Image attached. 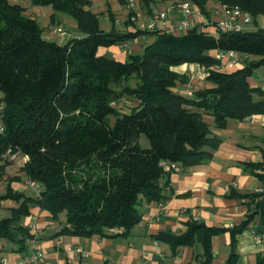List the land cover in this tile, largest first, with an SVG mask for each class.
<instances>
[{"label":"trees","instance_id":"trees-1","mask_svg":"<svg viewBox=\"0 0 264 264\" xmlns=\"http://www.w3.org/2000/svg\"><path fill=\"white\" fill-rule=\"evenodd\" d=\"M20 1L0 0V179L10 180L0 203L12 199L18 204L10 217L0 218V252L2 240L26 249L35 239L28 228L16 226L30 215L33 204L54 218L66 214L62 235L130 234L142 221L143 200L164 204L172 197L168 188L176 171H167L163 163L187 170L214 158L220 139L206 117L224 129L231 120L264 115V90L250 84L255 70L264 67V29L210 33L191 28L182 35L141 29L106 32L89 9L91 0H29L78 23L84 36L60 43L43 38L41 24L26 15L27 4ZM138 1L141 11L152 14L162 0ZM189 2L207 13L210 0ZM217 2L240 7L256 23L264 16V0ZM144 34L155 39L126 62L99 54L100 48L123 46ZM229 51L238 53L244 66L221 72V60L212 52ZM186 64L208 69L207 80L215 86L183 95L178 83L189 80L173 68ZM125 99L135 105L120 113L118 104ZM112 115L117 117L113 126ZM142 135L149 148L140 145ZM20 156L27 161L19 173L41 187L36 198L11 188L21 176L7 168ZM247 166L264 182V163ZM228 197L249 207L241 225L225 229L192 219L185 232L160 233L156 241L170 243L175 253L199 242L204 255L196 264H211L212 238L229 231L233 251L227 264H236V236L256 217L261 222L256 233L264 235V186L249 194L230 186ZM16 230L23 233L18 241Z\"/></svg>","mask_w":264,"mask_h":264},{"label":"crops","instance_id":"crops-1","mask_svg":"<svg viewBox=\"0 0 264 264\" xmlns=\"http://www.w3.org/2000/svg\"><path fill=\"white\" fill-rule=\"evenodd\" d=\"M138 4L139 1L135 0ZM89 8L96 13L101 21V27L106 32H136L140 30L137 24L128 22L132 15L129 9V0H91ZM189 0H162L157 3L154 12L168 11L169 23L178 24L186 16L181 13V7ZM28 10L26 15L36 18L44 29L43 38L48 41H64L71 38H82L84 35L78 29V23L65 13L56 12L50 7L32 6L29 0L24 1ZM193 14L186 18L199 32L214 33L215 23L223 18V8L217 0H210L207 13H203L192 3ZM153 12V13H154ZM218 12V13H216ZM142 15H152L139 10ZM264 21V16H259ZM119 21V22H117ZM253 23V21H252ZM256 25L258 24L254 22ZM62 25L68 32L65 39L56 33V26ZM180 31L176 35H182ZM155 37L144 34L131 42L127 47L112 46L106 48L111 57L121 62L128 61L136 51H143L144 47L152 43ZM213 55L221 52H212ZM219 71L232 73L244 65L240 61L237 65L231 64V59L223 58ZM174 71L187 75V83H178V88L186 89L192 84L196 92L211 88L215 85L207 80L208 69L197 64H186L173 68ZM253 88L264 90V69L255 70L250 78ZM212 133L220 139V145L215 150L214 158L205 164L174 172L170 177L169 192L172 197L163 204L147 203L143 200L140 205L142 221L128 235H114L110 231L108 236L93 235L91 237H77L62 235L59 232L67 225L66 214L54 218L50 212L41 209L36 204L31 207L29 216H25L16 226L30 230L35 239L28 241L26 249H20L16 242L2 240L0 264H25L27 256L41 251L44 256L35 264H196L204 255L201 243L182 248L175 253L168 242L156 241L160 233L181 234L186 231L188 223L197 219L210 227L231 229L241 225L249 214V207L243 200L229 198L230 186L240 193L249 194L264 186V182L251 172V164L264 163V115L254 116L242 121L231 120L224 129H218L211 117H206ZM2 123L0 120V128ZM22 159V165L27 158ZM12 160V159H11ZM10 160L7 168L11 175H22L21 180L13 182L11 188L36 198L34 191L26 184L28 177L16 174L15 166ZM18 171V170H17ZM0 179V182L6 180ZM8 184V183H7ZM2 187V184H0ZM7 186V185H6ZM3 186L4 195L7 187ZM16 201L4 199L0 203V218L10 217L11 210L17 207ZM34 229H31V226ZM251 225L261 226L260 219L256 217ZM258 234V233H257ZM17 241L23 236L16 230ZM232 233L225 231L212 238L213 260L211 264H227L232 254ZM236 264H264V239L257 241L250 228L236 236Z\"/></svg>","mask_w":264,"mask_h":264},{"label":"built area","instance_id":"built-area-1","mask_svg":"<svg viewBox=\"0 0 264 264\" xmlns=\"http://www.w3.org/2000/svg\"><path fill=\"white\" fill-rule=\"evenodd\" d=\"M25 1V0H22ZM129 9L132 10V15L129 17V21L133 24H137L141 30L153 32L156 30H160L163 32H168L172 34H177L180 31H188L189 29L193 28V24L190 20H188L186 17L189 15H192L193 7L191 2H186L181 7V13L183 16H186L182 21H180L178 24L175 23H169V14L168 11H156L152 15H142L139 13L140 6L135 0H129ZM218 13V12H216ZM252 16L248 13L243 11L240 7H224L223 8V18L218 20L213 27V31L215 33L219 32H241L245 31L246 27L252 24ZM119 22V21H117ZM56 33L61 38H66L68 36L67 30L62 26L58 25L56 26ZM124 47H127V44L123 45ZM219 58H229L231 59L232 65H237L240 62V57L238 53L234 51L229 52H221L219 54ZM179 86V84H178ZM180 88V87H178ZM196 88L190 84L186 89L182 90V94L185 96H193L196 92ZM3 129L0 128V131ZM165 169L167 171L174 170L179 171L180 167L176 164H165L163 163ZM262 172V171H258ZM35 193L36 197L39 196L41 187L40 185L31 180L28 179L26 183ZM260 192H263V190L260 189ZM161 207H163V204H160ZM197 220V219H195ZM31 229H34V226H31ZM251 230L255 234V238L257 241H260L261 239H264V235H260L256 233V227L254 225H251ZM44 254L41 251H37L32 253L31 255L27 256L24 260L25 264H35L37 261L43 257Z\"/></svg>","mask_w":264,"mask_h":264},{"label":"rangeland","instance_id":"rangeland-1","mask_svg":"<svg viewBox=\"0 0 264 264\" xmlns=\"http://www.w3.org/2000/svg\"><path fill=\"white\" fill-rule=\"evenodd\" d=\"M13 1L14 2H18V3L21 2L20 0H13ZM40 24H41V22H40ZM258 29H264V21L261 18H260V20L258 18V24L257 25L253 22L251 25H249V26L246 27V30H250V31H255V30H258ZM61 39H65V38H61ZM58 42L63 43L64 41H58ZM106 51H107L106 48H100L99 54H102V55L111 57V54L110 53H107ZM141 52L136 51V54H140ZM263 69H264V67H263ZM131 84L135 85V81H132ZM133 105H135V102L134 101H130V100H126L125 99L123 101H120V103L118 104V110H119L120 113H123V112H126V111L128 112L130 109H132L134 107ZM116 119H117V117L114 116V115H112V116L109 117V122H110V124L112 126L115 124ZM140 145L143 148H149L150 147V141H149V139L145 135H142L141 136V138H140ZM11 161H13V164H15V166H17V167H18V165H22V163H23V160L22 159H18L17 160V159H15V157H13ZM14 171L17 172L16 174H19V168H15ZM9 181L10 180L7 179V180H3L2 182H0V184H2V187L0 186V193L3 191L2 190L3 189V186L5 187L6 185H8L7 183H9ZM64 214L63 213L60 214V217L64 216Z\"/></svg>","mask_w":264,"mask_h":264}]
</instances>
